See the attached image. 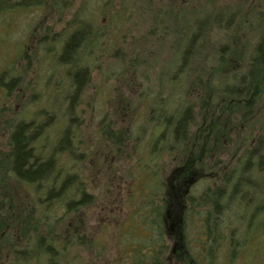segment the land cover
I'll use <instances>...</instances> for the list:
<instances>
[{"label":"rangeland","instance_id":"obj_1","mask_svg":"<svg viewBox=\"0 0 264 264\" xmlns=\"http://www.w3.org/2000/svg\"><path fill=\"white\" fill-rule=\"evenodd\" d=\"M21 1L24 0H8L18 7L29 3ZM168 1L40 0L39 6L18 9L12 16L0 15V74L7 71L8 77L14 79V87L8 93L0 86V106L11 104L17 114L23 105L28 107L31 103L34 104L27 110L29 116L42 107L49 108L48 104L58 105L60 85L63 82L62 87H65L67 82L54 59L58 48L56 41L63 34H70L78 23H89L94 30L91 44L97 41L89 60L92 71L89 84L78 102L79 122L73 129L77 140L81 141L76 144V152H84L85 158L77 171L83 176L94 200L88 207L58 223L56 220L65 214L54 205L50 209L53 225L42 230L57 246V253H61L60 264H128L120 238L122 226L132 227L129 214L135 205L126 203L125 198L136 183L131 178L136 167L135 156L149 148L155 139L154 122L150 117L156 112L151 109L157 103L161 104L156 98L149 103V93L164 98L170 97L172 91L171 76L168 77L166 71L176 59L179 39L174 41L170 32L172 27L170 30L167 23L159 26L153 24L151 18V14H156L159 9L168 12L172 8ZM0 6L6 9L8 5L4 1ZM202 8L205 13H238L225 40L218 38L215 29L206 36L197 63L188 68L187 79L183 80L188 89L196 76L192 72L194 66L205 60L208 64L213 63L214 70L199 92L201 98L207 95L204 100L209 102L215 90H219L232 73L245 69L249 55L264 33V0H183L178 3V11H171L172 15L183 16L184 25L182 22L180 25L184 27L189 24L191 15ZM183 9L184 12L179 11ZM122 10L123 17L119 19ZM221 45L229 46L223 48L226 55L222 65L218 66L220 52L217 50ZM252 91L250 98L232 101L225 107L198 103L188 141L175 152L161 155L158 167L165 173L170 211L176 208V196L182 204L189 194L196 196L200 190L212 186L217 177V171L212 169L219 163L228 164L260 135L264 128V77ZM51 92L57 93L55 101H48ZM192 93L187 101L194 102L197 98ZM179 96L175 94L169 101L174 105ZM60 114L57 117L61 122ZM8 117L6 112L4 119L8 121ZM0 126V155H4L8 129L3 122ZM102 130L111 135H104ZM116 135L122 136L121 145L115 142ZM161 147L159 142L156 148ZM66 163L64 167L71 161L68 159ZM199 175L205 180L191 181ZM31 192L23 185L12 184L0 192L4 193L0 196V210L5 209L1 217L5 230L0 235V264H36L37 260L22 259L27 254L23 248L27 246L30 234L39 231L37 211L30 212L33 206ZM6 199L5 208L2 202ZM170 217L171 221L176 220L175 216ZM178 220L177 226L172 227L167 218L169 241L165 240L167 247L162 264H174L173 260L178 259L172 245L176 242L175 237L181 238L183 234L181 220ZM27 222L24 229L22 225ZM4 235L6 239L1 240ZM63 237L69 239L68 242L65 243ZM39 263L50 264L47 257H42ZM233 264L243 262L236 260ZM249 264H264V254L251 259Z\"/></svg>","mask_w":264,"mask_h":264},{"label":"trees","instance_id":"obj_2","mask_svg":"<svg viewBox=\"0 0 264 264\" xmlns=\"http://www.w3.org/2000/svg\"><path fill=\"white\" fill-rule=\"evenodd\" d=\"M4 1L8 6L6 9L0 6V15L4 13L6 17L14 15L18 9L27 10L40 4V0H27L29 3L21 7L8 0H0V4ZM181 1L183 0L168 1L172 11H178V3ZM21 2L24 3L25 0ZM171 9L168 12L159 9L156 14H151L152 23L159 26L167 23L170 30L172 27L170 32L175 37L174 41L178 42L179 39V42L176 59L166 71L167 76H171V96L162 98L160 94L152 96L149 93V103L154 98L161 100L160 105L157 103L151 109L156 114L150 117L157 135L153 132L154 142L135 156L136 167L133 168L131 178L136 183L125 198L126 203L135 205V208L129 214L132 227L122 226L120 240L123 253L126 254L128 264H162L167 247L165 240L169 241L167 218L172 227H176L180 219L183 234L181 238L175 237L176 242L172 244L178 257L173 260L174 264H233L236 260L249 264L251 259L264 254V128L249 148L231 158L228 164L219 163L212 169L217 171L212 186L200 190L196 196L189 194L182 204L179 196H176V208L171 211L164 182L165 173L158 164L162 161V154L175 152L176 148L188 141L190 129L195 124L194 113H198V109L195 110L198 103L208 107H225L232 101L250 98L252 89L264 77V33L249 55L245 69L232 73L222 87L215 90V95L208 102L204 100L207 95H202L204 98H201L199 92L202 83L214 70L213 63L208 64L205 60L194 66L192 72L196 76L188 89L183 80L187 79L188 68L197 63L196 59L203 49L206 36L215 29L218 38L225 40L237 21L238 13H205L202 8L191 15L189 24L184 29L180 25L181 22L184 25L183 16L175 13L172 15ZM124 10L119 12V19L123 17ZM179 11L184 12V9ZM92 31L94 30L89 23H78L70 34H63L56 41L58 48L54 59L67 81L65 87H62L63 82L60 85L58 105L52 107L48 104L49 108L42 107L31 116L27 110L34 103L28 107L23 105L18 114L13 111L11 104L0 106V123L3 122L8 129L6 154L0 155V192L8 184L23 185L32 191L29 194L33 203L30 212L37 211L39 231L30 234V240L23 248L27 254L22 259L37 260L36 264L42 262V257H47L50 264H60L58 259L61 253H57V246L42 232L53 225L50 222V209L54 205L63 209L65 215L56 220L58 223L88 207L94 200L83 176L77 171L85 158L84 152H76V144L81 141L73 133L79 122V98L92 74L89 60L95 49L94 43L97 42L91 44L94 37ZM221 46L217 50L220 52L218 66L222 65L226 55L223 48L229 45ZM194 69L197 70L193 71ZM197 72L200 73L196 74ZM0 86L6 93L14 87V79L8 77L7 71L0 74ZM190 93L197 97L194 102L186 100ZM56 94L49 93L48 101H55ZM175 94H179L180 99L173 105L169 100ZM6 112L9 114L8 121L4 119ZM59 114L61 122L57 117ZM102 131L104 135H111L107 130ZM115 137V142L121 145L122 136ZM159 142L162 147L158 150L159 147H156ZM68 159L71 163L64 167L69 163H66ZM107 164L110 165V162ZM194 178L191 181L205 180L200 179V175ZM179 189L180 187L178 191ZM3 195L4 193H0V196ZM3 201L6 208L7 199ZM4 210H0V235L5 230L1 220ZM170 215L175 216L176 220L171 221ZM27 225L28 222L22 226L26 229ZM5 239L4 235L1 240ZM67 240L69 239L63 237L65 243Z\"/></svg>","mask_w":264,"mask_h":264}]
</instances>
